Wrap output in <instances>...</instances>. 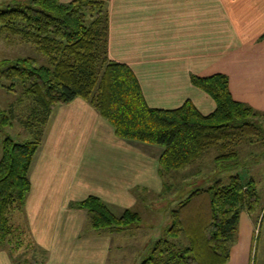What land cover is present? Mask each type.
Wrapping results in <instances>:
<instances>
[{
    "label": "crops",
    "instance_id": "crops-1",
    "mask_svg": "<svg viewBox=\"0 0 264 264\" xmlns=\"http://www.w3.org/2000/svg\"><path fill=\"white\" fill-rule=\"evenodd\" d=\"M100 1L108 15V59L132 70L149 107L170 110L188 101L209 115L216 104L191 78L222 74L234 101L264 113V0ZM1 141L0 133V158ZM162 152L118 137L88 100L56 105L30 163L23 206L8 213L12 233L0 246V264H139L171 219V210L160 206ZM196 178L203 187L216 180L204 173ZM190 188L177 186L171 199L179 202ZM89 197L115 216L130 211L139 220L121 231L93 229L80 206ZM155 213H162L157 225ZM253 213H241L226 264H255ZM19 229L29 258L14 244Z\"/></svg>",
    "mask_w": 264,
    "mask_h": 264
},
{
    "label": "trees",
    "instance_id": "trees-1",
    "mask_svg": "<svg viewBox=\"0 0 264 264\" xmlns=\"http://www.w3.org/2000/svg\"><path fill=\"white\" fill-rule=\"evenodd\" d=\"M27 1L0 10V36H18L35 46L48 63L28 57L2 60L0 78L12 82L10 90L16 83L24 88V96L34 104L29 125L36 123L41 129L33 140L15 142L6 136L1 141L0 246L12 233L8 213L22 208L29 191L30 163L56 105L75 98L88 100L118 137L161 147L163 178L164 172L181 171L214 147L228 151L220 158L235 159L234 147L258 138L261 125L251 119L264 113L234 101L228 78L222 74L191 78L216 104L209 115H202L188 101L170 110L149 107L132 70L108 59V15L103 1ZM7 121L0 112V130ZM169 188L165 182L163 193ZM256 204L253 180L244 182L237 174L191 189L171 211L160 238L147 245L139 264H226L240 215L253 213ZM80 206L90 214L93 229L121 231L139 220L130 211L113 215L95 197Z\"/></svg>",
    "mask_w": 264,
    "mask_h": 264
},
{
    "label": "rangeland",
    "instance_id": "rangeland-1",
    "mask_svg": "<svg viewBox=\"0 0 264 264\" xmlns=\"http://www.w3.org/2000/svg\"><path fill=\"white\" fill-rule=\"evenodd\" d=\"M18 3L29 2L27 0H0V10ZM25 57L33 58L40 64L48 63L47 58L35 46L24 42L18 36H0V61ZM11 83L0 78V112L8 118L2 130H0L1 140L6 136L12 138L15 142L33 140L41 129L36 123L29 125L32 120L34 104H32L31 100H28L30 98L24 96V88L20 84H14L12 86L13 90L7 88ZM251 121L261 125V132H259L258 138H255L251 143H241L237 149L234 147L237 159L222 157V160H219V157L228 151L222 152L219 147H214L207 150L205 155L198 159L201 160L200 162L195 163L186 171L164 172V180L170 184V188L167 192H164L163 201L160 200V206L171 211L177 207L178 201L171 199L172 194L170 195L177 186L182 187L185 184H190V189L203 188V185L200 184L201 181H198L201 179H194L198 173L199 175L204 173L205 176H214L216 180L223 175H227L222 177L225 181L229 174L239 175L244 182L253 180L257 192V204L252 216L254 220L252 260L255 264H264V115L255 116ZM184 179L185 182H183ZM161 214L155 213L151 218L156 225L162 220ZM149 219L148 216L142 217L143 222ZM20 234L19 229L17 235L13 238L14 244L20 252L25 253L26 258H29L27 256L30 250L26 247V243L20 240ZM31 245L33 246L34 244L32 243ZM31 245H29V248L32 247Z\"/></svg>",
    "mask_w": 264,
    "mask_h": 264
}]
</instances>
